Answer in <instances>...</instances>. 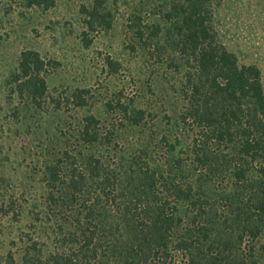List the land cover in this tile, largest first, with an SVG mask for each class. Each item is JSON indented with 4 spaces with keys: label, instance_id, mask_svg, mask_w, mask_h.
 Segmentation results:
<instances>
[{
    "label": "trees",
    "instance_id": "1",
    "mask_svg": "<svg viewBox=\"0 0 264 264\" xmlns=\"http://www.w3.org/2000/svg\"><path fill=\"white\" fill-rule=\"evenodd\" d=\"M222 1L81 6L86 46L89 32L110 30L124 12L127 49L153 81L139 78L135 97L108 102L105 121L76 115L63 148L45 153L41 199L19 210L28 227L12 264H264L263 74L220 40ZM48 65L24 51L15 93L64 112L48 92ZM107 65L120 71L118 61ZM72 97L86 110L81 92Z\"/></svg>",
    "mask_w": 264,
    "mask_h": 264
},
{
    "label": "rangeland",
    "instance_id": "2",
    "mask_svg": "<svg viewBox=\"0 0 264 264\" xmlns=\"http://www.w3.org/2000/svg\"><path fill=\"white\" fill-rule=\"evenodd\" d=\"M88 2L56 0L44 10L27 8L20 0H0V264L19 258L28 227L26 212L19 210L28 211L41 199L45 153L63 148L61 133L70 129L74 117L94 112L105 121L108 102L135 97L139 78L153 81L127 49L123 11L116 13L110 30L89 32L90 45H85L81 6ZM216 27L225 47L241 64L257 66L264 81V0H223ZM27 50L39 52L49 63L48 92L62 100L64 112L36 109L15 93L12 76ZM109 59L121 65L117 74L110 72ZM136 69L143 73L134 75ZM80 92L88 104L84 111L72 97Z\"/></svg>",
    "mask_w": 264,
    "mask_h": 264
}]
</instances>
